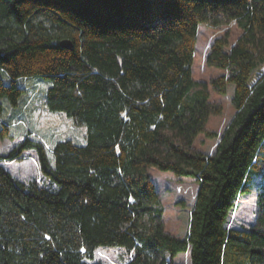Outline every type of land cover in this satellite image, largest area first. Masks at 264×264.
I'll list each match as a JSON object with an SVG mask.
<instances>
[{"label":"trees","instance_id":"1","mask_svg":"<svg viewBox=\"0 0 264 264\" xmlns=\"http://www.w3.org/2000/svg\"><path fill=\"white\" fill-rule=\"evenodd\" d=\"M241 35L231 44L229 27ZM217 31L193 79L199 27ZM70 40L71 49L60 42ZM0 117L19 108L22 79L50 87L46 105L87 129L86 144L46 147L26 138L0 160L35 150L50 182L24 183L0 165V264H88L101 247L124 248L126 264H264V0H0ZM234 86L235 115L218 137L207 130ZM219 138L212 155L193 149ZM10 137L8 124L0 139ZM262 158V159H261ZM191 177L198 190L188 235L165 232L149 169ZM257 174V219L230 229L238 196ZM102 264V263H93Z\"/></svg>","mask_w":264,"mask_h":264},{"label":"rangeland","instance_id":"2","mask_svg":"<svg viewBox=\"0 0 264 264\" xmlns=\"http://www.w3.org/2000/svg\"><path fill=\"white\" fill-rule=\"evenodd\" d=\"M225 30L217 31L205 25L199 27L198 42L192 65L193 79L199 82L209 83L211 79L222 75V71L216 68L206 67L208 51L216 37H220ZM229 41L231 44L241 35V30L235 24L229 27ZM0 80L10 84L9 76L0 70ZM18 85L26 90L20 101L19 108L11 107L9 102L3 99L4 114L0 117V128L8 124L10 137L0 139V156H7L12 150L29 138L34 142L42 143L47 150L50 164L54 166L53 148L59 142L72 141L78 146L86 144L87 129L85 126L77 127L64 113H52L46 105V92L50 83L41 78L22 79ZM211 102L222 104L224 113L211 117L207 130L216 133L220 137L235 115L231 106L234 94V86L230 85L225 97L217 94L210 87ZM219 143V138L213 139L206 135H200L194 142L193 149L212 155ZM264 159V155H262ZM261 158V159H262ZM0 165L17 180L29 183L37 181L48 185L49 180L44 178L37 159L35 150H25L23 160H0ZM149 176L154 183L159 195L161 208L164 211L163 224L165 232L183 240L188 235L191 212L196 201L198 184L191 177L177 178L171 172L150 168ZM261 178L254 175L248 184V191L238 196L230 216V229L249 230L257 219V195L262 191ZM263 184V183H262ZM131 257L124 248L101 247L96 251L94 260H86L88 264H126ZM178 264H191L189 253L180 254L175 260Z\"/></svg>","mask_w":264,"mask_h":264},{"label":"water","instance_id":"3","mask_svg":"<svg viewBox=\"0 0 264 264\" xmlns=\"http://www.w3.org/2000/svg\"><path fill=\"white\" fill-rule=\"evenodd\" d=\"M60 47L63 49H71L72 48V42L70 40H63L60 42Z\"/></svg>","mask_w":264,"mask_h":264}]
</instances>
